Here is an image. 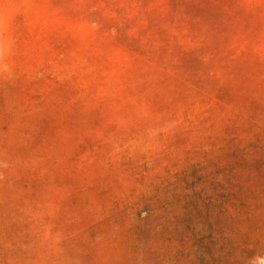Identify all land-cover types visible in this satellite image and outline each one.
I'll list each match as a JSON object with an SVG mask.
<instances>
[{
	"label": "rangeland",
	"instance_id": "1",
	"mask_svg": "<svg viewBox=\"0 0 264 264\" xmlns=\"http://www.w3.org/2000/svg\"><path fill=\"white\" fill-rule=\"evenodd\" d=\"M242 4L0 0V264H257L264 25Z\"/></svg>",
	"mask_w": 264,
	"mask_h": 264
},
{
	"label": "crops",
	"instance_id": "2",
	"mask_svg": "<svg viewBox=\"0 0 264 264\" xmlns=\"http://www.w3.org/2000/svg\"><path fill=\"white\" fill-rule=\"evenodd\" d=\"M242 1L244 5V12L241 13L242 16H246V23L250 24H262L264 25V0H239ZM230 8V0H228ZM226 5H224L225 7Z\"/></svg>",
	"mask_w": 264,
	"mask_h": 264
},
{
	"label": "clouds",
	"instance_id": "3",
	"mask_svg": "<svg viewBox=\"0 0 264 264\" xmlns=\"http://www.w3.org/2000/svg\"><path fill=\"white\" fill-rule=\"evenodd\" d=\"M6 23V17L4 15H0V32L3 31V28ZM254 259L257 261V264H264V256L254 257Z\"/></svg>",
	"mask_w": 264,
	"mask_h": 264
}]
</instances>
